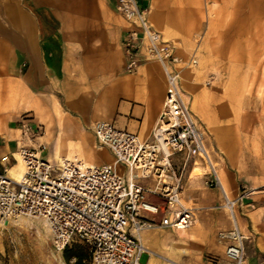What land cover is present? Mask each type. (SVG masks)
Segmentation results:
<instances>
[{
  "label": "crops",
  "instance_id": "obj_1",
  "mask_svg": "<svg viewBox=\"0 0 264 264\" xmlns=\"http://www.w3.org/2000/svg\"><path fill=\"white\" fill-rule=\"evenodd\" d=\"M136 1L182 60L176 66L181 84L207 132L206 144L225 191L235 197V184H264L263 176L250 171L264 168V99H221L202 86L205 78L212 83L214 72H233L235 65H243L249 40L252 45L264 42V0ZM115 5L116 0H0V171L15 165L12 157L17 159L20 147L43 144L47 150L42 156L50 163L82 160L130 179L124 166L114 164L111 151L97 146L91 127L110 123L147 142L167 85L161 66L142 55L136 71L125 72L123 40L134 26ZM191 59L199 64L190 65ZM24 127L31 133L40 128V135L30 139ZM173 162L182 166L180 156ZM198 168L204 173L199 162L188 165L183 179L194 224L183 232L156 227L139 235L150 253L157 255L152 244L158 248V261L150 257L149 264H179L175 261L187 251L173 252L172 247L223 256L218 234L231 224L226 213L212 207L219 190L207 191L201 176L191 177ZM20 170L18 163L9 173ZM252 193L257 195L244 200L252 208L247 206L239 219L248 236L245 264H264V191ZM148 234L156 235L158 243Z\"/></svg>",
  "mask_w": 264,
  "mask_h": 264
},
{
  "label": "built area",
  "instance_id": "obj_2",
  "mask_svg": "<svg viewBox=\"0 0 264 264\" xmlns=\"http://www.w3.org/2000/svg\"><path fill=\"white\" fill-rule=\"evenodd\" d=\"M115 7L134 26L123 40L125 72H135L142 55L161 66L167 85L161 113L147 142L110 123L91 127L97 146L108 148L114 163L124 166L131 179L106 165L81 160L50 163L42 156L45 145L22 146L17 155L23 173L15 179L8 176V169L0 171V223L41 219L55 253L62 254L72 242L84 243L90 252L88 264H148L150 254L139 240L142 232L156 227L183 232L194 224L195 215L183 201L182 191L187 166L199 162L204 185L219 190L221 207L231 224L218 234L224 247L223 264H245L248 236L239 219L246 206L252 208L244 203L249 194L231 197L225 191L206 144V132L181 88L176 66L182 60L174 54V45L160 38L136 0H116ZM189 64L196 65V60ZM24 131L30 139L40 135V128L31 133L24 127ZM177 156L182 159L180 168L173 162ZM136 180L152 184L143 186ZM150 196L159 202H151Z\"/></svg>",
  "mask_w": 264,
  "mask_h": 264
},
{
  "label": "rangeland",
  "instance_id": "obj_3",
  "mask_svg": "<svg viewBox=\"0 0 264 264\" xmlns=\"http://www.w3.org/2000/svg\"><path fill=\"white\" fill-rule=\"evenodd\" d=\"M157 33L163 41L171 43L164 39L159 32ZM248 42L250 46L244 49L243 65H235L236 70L233 72H214L213 75L215 79L211 84L207 83L206 78L204 79L202 83L204 89L212 88L214 93L212 94L219 95L221 99H264V42H262V40L258 41L259 43H257V45H252V40H249ZM197 64H199L198 61L196 65ZM181 88L186 99H191L185 92L182 84ZM212 97H210V99H213ZM198 123L204 129L201 122L198 121ZM47 153L48 152H46V154ZM13 164H15V162H13ZM250 171L254 176L257 175L258 177H264V168L250 169ZM202 174L203 171L200 169L195 170L191 177H198ZM203 186L207 191L213 190L204 185V180ZM251 187L254 189H251ZM234 188L236 189L234 194L241 195L242 193H247L249 194L247 198L250 199V195H252V197L257 195L252 192L264 191V184H254L249 186L238 183L234 185ZM226 191L228 195L233 196L230 189L226 188ZM218 193V200L212 205V207L218 208L226 213L221 207L222 198L219 191ZM182 197L183 201L186 202V181L184 182ZM255 202L256 201H253L254 205L256 204ZM245 208H247V206ZM148 238H156L158 243V237L156 235L148 234ZM154 245L155 244H152L151 249L158 255V248ZM182 249L186 250L187 254L184 255L181 260L175 261L179 264H189L195 260L202 261L205 264H223L225 262L224 253L223 256H218L204 251L199 253V249L191 247L170 248L173 252H180ZM69 253H81L86 257L85 263H89L90 252L87 245L84 243L72 242L67 251L60 255L55 253L51 246L49 231L41 219L19 218L17 220L0 223V264H74L76 260L73 258L68 261L65 260V257ZM157 255H155L154 258L158 261V257H156Z\"/></svg>",
  "mask_w": 264,
  "mask_h": 264
},
{
  "label": "bare ground",
  "instance_id": "obj_4",
  "mask_svg": "<svg viewBox=\"0 0 264 264\" xmlns=\"http://www.w3.org/2000/svg\"><path fill=\"white\" fill-rule=\"evenodd\" d=\"M17 163L15 164V165H13L11 168H9L8 170H7V174H8V176L9 177H11V178H15V179H17L22 173H23V165H22V162H21V160L19 159V157H18V155H17ZM66 160H70V159H66ZM82 161V160H81ZM85 162V161H84ZM18 163H20V165H21V170L20 171H16L13 175H10V173H9V171L11 170V169H13ZM115 164V163H114ZM201 176V175H200ZM129 178L131 179V175H129ZM146 249V248H145ZM147 250V249H146ZM148 251V250H147ZM149 252V251H148ZM57 254H59V253H57ZM149 254H150V256H149V258L150 257H155V255L153 254V253H150L149 252ZM60 255V254H59ZM149 260V259H148Z\"/></svg>",
  "mask_w": 264,
  "mask_h": 264
},
{
  "label": "trees",
  "instance_id": "obj_5",
  "mask_svg": "<svg viewBox=\"0 0 264 264\" xmlns=\"http://www.w3.org/2000/svg\"><path fill=\"white\" fill-rule=\"evenodd\" d=\"M67 250H68V248L65 251H67ZM71 258L76 260V262L74 264H88V263H85L86 257L84 255H82L81 253H69L65 257V260L68 261Z\"/></svg>",
  "mask_w": 264,
  "mask_h": 264
}]
</instances>
